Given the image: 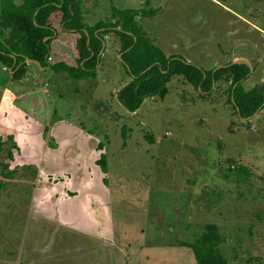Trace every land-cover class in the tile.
Masks as SVG:
<instances>
[{"label": "rangeland", "instance_id": "rangeland-1", "mask_svg": "<svg viewBox=\"0 0 264 264\" xmlns=\"http://www.w3.org/2000/svg\"><path fill=\"white\" fill-rule=\"evenodd\" d=\"M111 5L166 56L244 59L241 86L264 85V0H81L82 22L111 20ZM118 59L107 33L93 78L0 70V264H195L182 242L205 223L228 264H264V105L242 121L227 84L201 97L171 76L129 112Z\"/></svg>", "mask_w": 264, "mask_h": 264}, {"label": "trees", "instance_id": "trees-1", "mask_svg": "<svg viewBox=\"0 0 264 264\" xmlns=\"http://www.w3.org/2000/svg\"><path fill=\"white\" fill-rule=\"evenodd\" d=\"M135 16L132 8L111 5V20L88 26L81 20V0H0V70H9V76L18 79L25 71L24 60L32 59L74 79L93 78L104 36L113 33L118 62L130 77L117 94L127 111H135L146 97H163L171 76L181 77L201 97L209 93L213 81H228L227 101L238 118L250 117L262 108L264 85L254 84L245 91L240 86L249 73L247 65L228 61L204 69L177 53L166 56L145 36ZM232 171L236 177L250 174L244 166ZM223 240L215 224L205 223L192 241L182 244L191 250L195 264H228L220 250Z\"/></svg>", "mask_w": 264, "mask_h": 264}, {"label": "crops", "instance_id": "crops-1", "mask_svg": "<svg viewBox=\"0 0 264 264\" xmlns=\"http://www.w3.org/2000/svg\"><path fill=\"white\" fill-rule=\"evenodd\" d=\"M232 61V60H231ZM230 61V62H231ZM24 62L26 63V61L24 60ZM38 65V64H37ZM223 65V64H222ZM219 66H221V65H218V66H214V67H212L213 69H215V68H217V67H219ZM38 67H41V66H39L38 65ZM252 71V70H251ZM250 71V72H251ZM25 72L26 71H24L23 72V74L18 78V79H20L24 74H25ZM249 72V71H248ZM15 79V78H14ZM82 79H84V78H82ZM82 79H80V80H82ZM86 79V78H85ZM77 80H79V79H77ZM243 81V80H242ZM225 84H229V82L228 81H224V80H222V79H218V80H216V81H213V83H212V85H211V89H210V91H209V95H211L212 93H215V90H217L218 88H216V86H220V87H224V85ZM234 86V85H233ZM232 86V87H233ZM240 86H241V81H240ZM241 88H242V90H248V89H244L242 86H241ZM219 91H221V89L219 88ZM230 98H231V96H230ZM263 107V106H262ZM259 112V110H257L256 111V113H258ZM254 115V114H253ZM251 117V116H250ZM250 117H247V118H238V119H242V121H247L248 120V118H250Z\"/></svg>", "mask_w": 264, "mask_h": 264}, {"label": "water", "instance_id": "water-1", "mask_svg": "<svg viewBox=\"0 0 264 264\" xmlns=\"http://www.w3.org/2000/svg\"><path fill=\"white\" fill-rule=\"evenodd\" d=\"M103 47H104V42L101 43V50H102ZM101 50L99 51L98 54H100ZM118 58H119V54H118ZM25 61H26V62H27V61H29V62H34V63L37 64V62L34 61V60H32V59H25ZM230 63H243V64L247 65V67H248V71H249V72L251 71V66H250L249 63H248L246 60H244V59H234V60H232ZM263 105H264V101L262 102V104H261V106H260L259 108H261ZM257 110H258V109H257ZM257 110H256V111H257ZM256 111H255L253 114H255Z\"/></svg>", "mask_w": 264, "mask_h": 264}]
</instances>
